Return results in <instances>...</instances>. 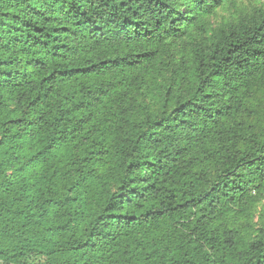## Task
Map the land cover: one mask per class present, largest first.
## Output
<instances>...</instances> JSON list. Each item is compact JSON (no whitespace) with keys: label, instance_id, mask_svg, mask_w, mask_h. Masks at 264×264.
Returning <instances> with one entry per match:
<instances>
[{"label":"trees","instance_id":"1","mask_svg":"<svg viewBox=\"0 0 264 264\" xmlns=\"http://www.w3.org/2000/svg\"><path fill=\"white\" fill-rule=\"evenodd\" d=\"M238 1L0 0V260L264 264V4Z\"/></svg>","mask_w":264,"mask_h":264},{"label":"rangeland","instance_id":"2","mask_svg":"<svg viewBox=\"0 0 264 264\" xmlns=\"http://www.w3.org/2000/svg\"><path fill=\"white\" fill-rule=\"evenodd\" d=\"M263 4H264V0H239L238 1V6L239 8H242V9L246 8V9L252 10L253 8L261 7ZM222 15L226 17H230L231 12H222ZM261 213H264V200L261 201L256 208V212H255L256 220L259 219V216Z\"/></svg>","mask_w":264,"mask_h":264},{"label":"built area","instance_id":"3","mask_svg":"<svg viewBox=\"0 0 264 264\" xmlns=\"http://www.w3.org/2000/svg\"><path fill=\"white\" fill-rule=\"evenodd\" d=\"M0 264H7V263L4 262L3 260H0Z\"/></svg>","mask_w":264,"mask_h":264}]
</instances>
